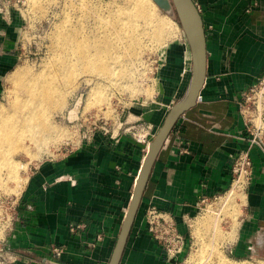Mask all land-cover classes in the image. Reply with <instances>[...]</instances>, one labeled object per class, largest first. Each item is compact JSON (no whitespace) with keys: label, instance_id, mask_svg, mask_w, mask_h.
Masks as SVG:
<instances>
[{"label":"crops","instance_id":"crops-1","mask_svg":"<svg viewBox=\"0 0 264 264\" xmlns=\"http://www.w3.org/2000/svg\"><path fill=\"white\" fill-rule=\"evenodd\" d=\"M193 1L205 31V80L153 161L119 264H183L190 247L185 219L198 212L201 196L212 198L231 185V155L248 146L239 101L264 77V0ZM23 24L18 12L0 16V93L19 61ZM166 47L158 101L137 113L155 134L190 76L184 34ZM108 131L96 130L90 139L34 166L17 195L20 218L8 238L17 255L12 264L109 263L145 152L130 133L114 126ZM250 154L246 204L231 227L232 239L225 240L238 258L264 249V154L256 147ZM150 206L171 212L185 236V250L174 258L147 231ZM53 247L60 249L58 256Z\"/></svg>","mask_w":264,"mask_h":264},{"label":"rangeland","instance_id":"rangeland-1","mask_svg":"<svg viewBox=\"0 0 264 264\" xmlns=\"http://www.w3.org/2000/svg\"><path fill=\"white\" fill-rule=\"evenodd\" d=\"M125 2L126 0H24L21 6L24 24L19 42L20 58L3 81L0 108L5 112L12 111L15 107L11 102L12 98L25 96L24 82L39 77L38 80L42 81L43 85L51 87L50 99L45 102L48 104L45 109L47 108L48 113L52 112L49 114L52 120L67 131L68 137L63 138V142L61 140L51 145L48 151L37 152L33 149L31 154L22 151L18 153L15 159L21 163L17 180L20 183L8 181L6 186L17 190H9L10 194L2 191L1 198L17 196L25 185L23 180L30 175L34 166L44 160L57 158L77 145L83 133L95 127L100 128L105 123L106 127L133 126L134 120L138 118L137 113L150 109L154 102L158 101L155 97L158 92L157 76L160 66L166 62V46L183 33L174 19L175 34L166 39L165 49L158 45L157 41L145 42L142 35L137 36L141 39L135 40L141 42L139 46L130 42L128 37H131V34L123 38L117 34L119 37L110 39L109 49L104 46L107 54H103L102 64L104 69L109 68L108 72L101 71L102 75L89 73L86 71L89 65L77 64L78 62H75L71 71L73 76L58 70L59 41L65 32L70 28L72 32L74 27H81L83 33L88 36L97 35L99 29H107L110 31L107 35H113L117 25L111 23V20L116 17V10ZM158 14L165 13L159 10ZM134 37L136 38L135 35ZM109 51H113V54ZM115 68L120 69L121 77L118 79L115 76L117 82H111ZM128 70L133 74H129ZM17 72L22 73L21 80L13 83L10 77L17 75ZM257 86L264 91V82ZM93 87L97 89L93 91ZM60 93L65 96H62L64 100L61 108L53 105L55 100L60 98ZM249 97V103L258 99V95L254 94H249ZM230 186L216 198H208L201 210L189 219V226H186L190 247L183 264H218V255L213 250L232 264H257L258 261H264V249L238 258L227 248L225 238L233 237L231 227L234 228L240 220L246 204L239 200V197L243 198L246 190L241 187L236 189L235 200L230 204L223 203Z\"/></svg>","mask_w":264,"mask_h":264},{"label":"bare ground","instance_id":"bare-ground-1","mask_svg":"<svg viewBox=\"0 0 264 264\" xmlns=\"http://www.w3.org/2000/svg\"><path fill=\"white\" fill-rule=\"evenodd\" d=\"M158 12L159 8L153 0H126L125 4L116 10V17L111 20V23H116L117 25L114 30L115 34L107 35L110 32L109 30L99 29L97 30V35L93 36L92 34V36H88L83 33L82 29H80L81 27H74L72 32L70 28L59 41L60 49L58 55L60 56V61L58 62V70L63 73L66 71V73H69V76H73L71 71L75 62H78L77 64L89 65L86 70L89 73L92 72L102 75L101 71L108 72L109 68L107 69L105 67L104 69V65L102 64L103 54L105 52L107 54V49L105 50V48L109 49L110 39H115L117 34L121 38L131 34L132 36L128 37L132 40L130 42L138 44L139 46L141 42L135 40L141 39V37L137 38V36L142 35L145 42L157 41L158 45L165 48L166 39L171 38L175 34L174 27L176 28V22L167 14L159 15ZM141 24L143 25L142 27ZM109 52L113 54V51ZM119 70L117 68L114 69L110 80L111 82H117L121 77ZM129 71L127 72L129 73ZM17 73V75L10 77L13 83H18L21 80L22 73ZM129 74L133 73L130 72ZM115 76L118 77L117 80ZM38 78L24 82L23 90L25 91V96L12 98L11 102L15 104L12 111L5 112L3 108H0V194L2 191L8 193L17 190L12 189L13 187H7L6 184H9L7 183L8 181L17 182L18 180L19 166L21 164L15 159L18 153L22 151L25 154H31L30 152L33 149L37 152L48 151L51 145L68 137L67 131L52 120L53 118L49 115L52 112L48 113L47 108L45 109L47 107L46 105H48L45 102L50 99L49 91L51 87L43 85L42 81L38 80ZM96 89L94 88L93 91ZM63 94H59L61 99L55 100L54 106L62 107V100H64L62 96L65 95ZM242 183L243 178L239 177L231 184V187L225 193L223 199L224 204H230L235 200L237 197L236 189L237 187L243 188ZM239 200L243 203L245 202V197H239ZM260 239L262 241V238ZM225 240L228 239L225 238ZM215 251L213 250L218 255V264H232L228 263L229 260L225 261L224 259L226 258L223 259V255L221 258L219 253ZM257 264H264V261H258Z\"/></svg>","mask_w":264,"mask_h":264},{"label":"built area","instance_id":"built-area-1","mask_svg":"<svg viewBox=\"0 0 264 264\" xmlns=\"http://www.w3.org/2000/svg\"><path fill=\"white\" fill-rule=\"evenodd\" d=\"M23 4L24 0H0V16L8 19L14 12L22 14L21 6ZM263 82L264 78H261L257 84L251 86L243 93L239 101V111L244 121L248 146L239 148L233 152L230 158V171L232 175L231 184L239 177L243 178V190H245L252 179L253 164L250 154L251 148L256 147L264 154V91L257 86L262 85ZM249 94L258 95V99L249 103ZM134 122L135 125L133 126L120 125L118 128L124 133H130L137 142L143 144V151L146 154L148 145L154 138L155 133L152 132L153 128L150 123L140 118H137ZM105 124L100 128L95 127V129L83 133L78 143L90 139L96 130L108 133V127ZM216 197L217 195L213 196V198ZM207 200L208 197L206 196H201L197 200L196 206L198 211L201 210L202 205ZM18 207L17 196L0 197V264H12L17 260V255L9 245L8 238L9 233L12 232L15 223L20 218ZM144 218L147 231L161 245L168 258H174L184 252L186 246L185 236L180 232L176 218L171 212L150 206L147 208ZM189 219H185L187 226H189ZM71 231H74V227H71ZM52 252L58 256L60 249L53 247Z\"/></svg>","mask_w":264,"mask_h":264},{"label":"water","instance_id":"water-1","mask_svg":"<svg viewBox=\"0 0 264 264\" xmlns=\"http://www.w3.org/2000/svg\"><path fill=\"white\" fill-rule=\"evenodd\" d=\"M160 11L180 26L190 51L189 81L183 96L167 112L148 145L132 188L129 203L108 264H119L153 161L178 117L193 106L205 80L206 40L201 15L193 0H153Z\"/></svg>","mask_w":264,"mask_h":264}]
</instances>
